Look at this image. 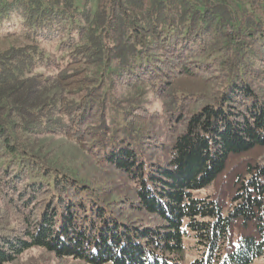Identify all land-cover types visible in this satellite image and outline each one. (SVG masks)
Here are the masks:
<instances>
[{"label": "trees", "instance_id": "obj_1", "mask_svg": "<svg viewBox=\"0 0 264 264\" xmlns=\"http://www.w3.org/2000/svg\"><path fill=\"white\" fill-rule=\"evenodd\" d=\"M14 20L0 30V264L32 248L88 264L264 255V0H97L93 14L0 0ZM56 40L57 57L43 48ZM43 134L79 143L126 192L110 200L51 162Z\"/></svg>", "mask_w": 264, "mask_h": 264}, {"label": "rangeland", "instance_id": "obj_2", "mask_svg": "<svg viewBox=\"0 0 264 264\" xmlns=\"http://www.w3.org/2000/svg\"><path fill=\"white\" fill-rule=\"evenodd\" d=\"M76 3L84 8H90L93 14L97 8V0H76ZM18 20H14L9 24H1V28L5 30L10 27L16 28L18 26ZM48 55L55 57L61 55L58 46V40L51 43L43 44ZM122 95H126L125 90L120 92ZM146 106L150 113H161V102L159 99L148 95L146 97ZM161 123V121H159ZM161 134L164 130L160 128ZM36 144L41 153L59 167L69 168L76 173L79 178L87 181L88 183H94L96 187L101 190L106 189L110 193L108 198L110 200H118L126 192L128 183L126 178L117 171H108L103 169L97 160L88 153L79 143L69 139L62 135L43 134L36 139ZM264 160V155L262 157ZM212 192V187H209L198 194L205 196ZM187 246H192L193 240L188 239ZM187 257L192 258L195 255V250L187 249ZM6 264H88L82 260H78L72 257H58L54 253L45 251L41 248H32L25 251L17 259ZM112 264V263H106ZM253 264H264V255L255 259Z\"/></svg>", "mask_w": 264, "mask_h": 264}]
</instances>
